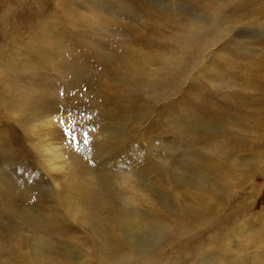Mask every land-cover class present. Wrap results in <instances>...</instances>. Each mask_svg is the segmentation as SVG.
I'll use <instances>...</instances> for the list:
<instances>
[{
  "label": "rangeland",
  "instance_id": "obj_1",
  "mask_svg": "<svg viewBox=\"0 0 264 264\" xmlns=\"http://www.w3.org/2000/svg\"><path fill=\"white\" fill-rule=\"evenodd\" d=\"M258 2L199 46L206 0H0V264H109L114 213L148 232L119 264H264V132L231 107L264 80Z\"/></svg>",
  "mask_w": 264,
  "mask_h": 264
},
{
  "label": "bare ground",
  "instance_id": "obj_2",
  "mask_svg": "<svg viewBox=\"0 0 264 264\" xmlns=\"http://www.w3.org/2000/svg\"><path fill=\"white\" fill-rule=\"evenodd\" d=\"M206 1H207L206 13H204V15L197 13L195 18H194L195 27L197 26V31H198V34L196 33V35H198L197 36V40H198L197 44L199 46L201 45L202 40H203V37H201L199 35L201 33V31H200L201 29H206L207 33H206V37L204 39H205V42L208 43L209 41H213L216 39V38H212L211 36H209V34H211V35L216 34V36L221 35V33H218V32L219 31L221 32L222 29H224L226 27L229 28V26L234 24L235 20L242 19V18L246 19L247 16L255 17V12L252 11V9L258 8V6H261L259 4L258 0H240L241 2L232 4V6L229 10L220 11V10H216L215 8H213L212 5L216 7L217 3H226V2H227V5H229L230 4L229 0H224V1L206 0ZM246 3L251 4L253 6L258 3V5L254 6V8H252V9L249 8V10L246 11V7H247ZM261 9H262V11H264V8H259L258 11H260ZM239 22H240V20H238L235 24H237ZM229 29H231V28H229ZM211 64H213V62L209 61V68L211 67L210 66ZM253 84H254L253 86L255 89L254 95L252 93L251 97L242 96V101L239 102V104L235 100H233L234 102L231 104V107H232V110L234 112L245 113V114H243V118H245L246 123L250 127L256 128V130L264 132V80L259 79L258 82H256V83L253 82ZM241 107H244V109H246V110H241ZM218 115H220V114H218ZM240 116H242V115H240ZM233 126H236V129L238 127H241L240 125H237V124H233ZM250 130H252V129H250ZM240 147H242V146H240ZM236 159H239V158H236ZM50 160L51 159H49V161ZM261 160H262V158L258 157L254 166L255 167L261 166L263 163V161H261ZM243 163L244 164L242 165V163L240 161H238V162L236 161L235 163H232V164L234 165L235 168L240 167L242 170L245 171L247 166H245V161ZM247 164L250 165L249 162H247ZM203 184L207 185L208 187L211 186L210 180H208V181L204 180ZM150 193H152L151 189H150ZM199 193L205 195V192H203L201 190H197L194 195L196 196ZM152 202H150L148 204H151ZM165 209L172 210L171 206H168V204L165 207ZM83 212H84V210H83ZM132 216L136 217V215L128 216L125 213H122V214L121 213H119V214L114 213L112 218L109 220L110 225H113V224L117 225L118 224L122 233H123L122 234L123 237L120 240H117L119 238V236H113L112 237L113 241H111L110 244H108L107 246L104 243L101 244L102 249L104 250L103 252L107 253V259L109 261V264H119L116 261L117 258H115L116 257V255H115L116 251L115 250H119L120 253L124 252L125 251V248H124L125 244L130 245L135 250V252H137L136 258H139L140 254L144 250H147V248L145 246H143V248L141 249V252L139 253V251H138V245L143 244V243L145 244V242L138 239V235H143V234L146 235V233H148V232H145V230H144V228H142L141 224H139V222L137 220L133 219ZM185 217L193 218V217H189V216H185ZM147 228L150 229L151 233H153V234H156V231H157L158 235H160V236L164 235V232L162 231V229L161 228L157 229L158 227L156 225L148 223ZM103 229H104V232L108 233V230L110 229V227L107 226V227H104ZM88 230L90 231L91 235L93 237H95L99 242H102V240H104V238H100L101 236L100 237L97 236L98 231L93 229V227L89 228ZM168 236L169 235L164 236L162 240H164V241H165V239L167 240L169 238ZM260 250L264 254V248L260 249ZM127 259H129V257H127ZM144 261H146V260H144ZM121 262H122V259H121Z\"/></svg>",
  "mask_w": 264,
  "mask_h": 264
},
{
  "label": "snow or ice",
  "instance_id": "obj_3",
  "mask_svg": "<svg viewBox=\"0 0 264 264\" xmlns=\"http://www.w3.org/2000/svg\"><path fill=\"white\" fill-rule=\"evenodd\" d=\"M65 131L68 132V134L71 137V139L73 140V142H77V143L79 142V141L76 140V137L71 134L70 130L66 129ZM85 139H86V135H85Z\"/></svg>",
  "mask_w": 264,
  "mask_h": 264
}]
</instances>
